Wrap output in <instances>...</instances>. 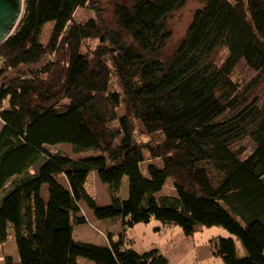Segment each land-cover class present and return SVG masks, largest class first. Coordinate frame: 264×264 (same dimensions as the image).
Masks as SVG:
<instances>
[{"label": "trees", "instance_id": "16d2710c", "mask_svg": "<svg viewBox=\"0 0 264 264\" xmlns=\"http://www.w3.org/2000/svg\"><path fill=\"white\" fill-rule=\"evenodd\" d=\"M186 2H116L111 28L97 0H26L17 31L0 46V243L14 236L19 258L0 264H168L158 248H132L126 234L154 219L158 232L178 226L187 236L223 227L245 252L217 237L215 256L264 264V101L250 96L264 86V0H203L164 59L167 20ZM83 8L95 16L78 20ZM242 61L255 73L245 83L233 79ZM60 144L101 155L46 149ZM94 171L107 206L86 188ZM169 182L175 193L159 194ZM82 203L98 220L121 221L118 241L76 240L75 227L88 223Z\"/></svg>", "mask_w": 264, "mask_h": 264}, {"label": "rangeland", "instance_id": "374dc122", "mask_svg": "<svg viewBox=\"0 0 264 264\" xmlns=\"http://www.w3.org/2000/svg\"><path fill=\"white\" fill-rule=\"evenodd\" d=\"M133 0H97V5L101 8L103 12V17L107 24L111 28H115V4L116 2L123 3V4H129ZM204 2L203 0H187L186 4L173 13L167 20L168 23V29L170 30L172 36L167 42V45L165 46L163 52H162V58H170L175 51L179 48L181 43L183 42L187 31L194 19L195 13L198 9L203 7ZM94 10L88 9V8H83L78 10L76 14V18L80 21L87 20L88 18L94 17L95 16ZM49 28L50 25H47L46 30H45V37L43 40H46L49 36ZM217 58L219 61H222L225 56H226V50H218L217 52ZM254 71L250 69L247 64L242 61L235 69L233 73V79L238 81V82H247L249 81L253 76H254ZM251 99H259L260 101H264V86L260 85L255 91H252L251 93ZM238 111V110H237ZM235 112H230L228 114V117L233 116L234 114L237 113ZM2 128V122L0 121V129ZM148 141L147 139H145ZM242 145L246 147L248 152H251L253 149V143L251 140L246 139L242 142ZM46 149L51 152L52 154H61L63 156H68V157H73V158H88V157H94V156H99L101 155V152L99 149H88L84 150L82 152L75 153L72 147L68 144H60V145H55V146H46ZM159 163V161H155ZM150 161H146L141 164V168L144 173L147 171V166L150 164ZM11 188L10 184L7 185L6 190L2 194H4ZM87 190L97 199V202L100 206H107L110 204V197L107 191V185L102 183L101 180L98 177L97 172H92L89 175V179L87 182L86 186ZM43 193L46 198H48V190L47 186H44ZM175 191L173 189L172 183H167V185L164 187L163 191L159 194H174ZM121 195L125 198L128 197L129 195V181L128 177H125L123 180V185H122V190H121ZM82 213L85 214L86 216H89L90 209L82 203ZM93 224L90 225L88 222L87 224L89 225H79L76 226V234L75 238L76 239H84L87 241H99V236H104V234L108 235L109 232L106 228H103L101 225L97 223V219H92L91 220ZM153 222H156L158 224H161L160 221L154 219ZM147 223H139L138 226H147ZM155 225H150L149 228L146 229V231L151 228H154ZM122 228V227H121ZM156 229V228H155ZM222 230V234H217V237H231L236 240V247H237V252L241 256L244 251V247L242 242L237 239L236 236L232 235L227 229L223 227H218L214 226L213 230ZM148 230V234L150 235ZM140 238H139V245L143 244L147 238L141 235L140 230L138 231ZM157 233H160L156 230ZM101 234V235H100ZM7 256H12L14 259L19 260L18 255H17V245L14 236H11V238L6 242V243H0V261L4 260L5 257ZM243 257V256H241ZM79 260L82 263L86 264H94L91 260L86 259V258H79ZM220 264H225V262L218 257V261ZM218 264V263H217Z\"/></svg>", "mask_w": 264, "mask_h": 264}, {"label": "crops", "instance_id": "0c3cea01", "mask_svg": "<svg viewBox=\"0 0 264 264\" xmlns=\"http://www.w3.org/2000/svg\"><path fill=\"white\" fill-rule=\"evenodd\" d=\"M90 213L91 214L87 216V218L91 225L93 224L91 220L96 219V217L92 210H90ZM97 223L103 228H106L109 234L99 236V241L95 242L84 239L76 240L99 245H109L111 241H118L121 232L120 220L97 219ZM150 225H155V227L150 230L148 229L149 235L146 229L149 228ZM156 227H161V225L152 221L148 223L147 226H138L137 224L128 229L126 234L128 238L133 240L131 245L132 248L138 252H145L153 248H158L168 259V264H220L217 262L218 257L213 253L212 241L214 238H217V234H222V230H213L214 227H205L194 235L187 236L178 226L170 228L162 227L160 233L156 232ZM139 230L141 235L147 238L141 245H139ZM75 234L76 228L74 236ZM242 254H244V252Z\"/></svg>", "mask_w": 264, "mask_h": 264}, {"label": "water", "instance_id": "95a60500", "mask_svg": "<svg viewBox=\"0 0 264 264\" xmlns=\"http://www.w3.org/2000/svg\"><path fill=\"white\" fill-rule=\"evenodd\" d=\"M25 8L26 0H0V46L17 31Z\"/></svg>", "mask_w": 264, "mask_h": 264}]
</instances>
